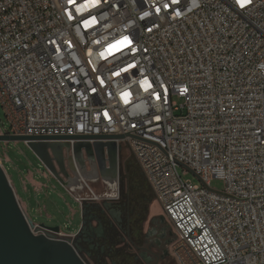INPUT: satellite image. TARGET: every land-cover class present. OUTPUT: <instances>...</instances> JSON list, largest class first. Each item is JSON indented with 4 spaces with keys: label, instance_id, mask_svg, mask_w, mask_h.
I'll use <instances>...</instances> for the list:
<instances>
[{
    "label": "built area",
    "instance_id": "2783aa9c",
    "mask_svg": "<svg viewBox=\"0 0 264 264\" xmlns=\"http://www.w3.org/2000/svg\"><path fill=\"white\" fill-rule=\"evenodd\" d=\"M0 101V136H124L177 264H264V0H0Z\"/></svg>",
    "mask_w": 264,
    "mask_h": 264
},
{
    "label": "rangeland",
    "instance_id": "374dc122",
    "mask_svg": "<svg viewBox=\"0 0 264 264\" xmlns=\"http://www.w3.org/2000/svg\"><path fill=\"white\" fill-rule=\"evenodd\" d=\"M0 127L6 131L10 127L6 109L1 101ZM60 158L63 159V164L60 166L56 164L55 160V166L59 173L58 178L48 171L41 160L24 142L0 143V163L15 189L24 213L27 218L34 223L36 228L35 232L37 234H41L39 232L43 231L42 226L47 228H59L65 235H72L78 231L82 219V213L77 217L72 214L73 211H78L79 206L74 202V199L70 194L74 197L84 199H92L94 198L93 195L98 198V200H87L83 203L82 206L85 209V214L88 213L87 206H104L106 203L114 202L109 201L108 196L116 195L119 196V200L122 203L127 204L128 209L133 210L134 216H132V220L140 226L138 230L140 231V235L133 241L144 244L145 236L149 235L150 232L153 233L150 236V243L153 252L158 253L159 257H156L155 260L152 259L148 264H175L172 259L173 255L169 254V248L175 243L174 235L170 225L167 222L162 223L161 221V218L165 216V212L160 201L155 197L149 198L147 195H141L140 192L136 191L132 192L133 198L129 199L126 194V188L123 189V183H125L124 186L126 187V183L128 184L131 180L132 185L135 184L137 188L140 186L142 187L140 180L133 173V170L128 173L127 161L131 160L136 166L139 167V165L127 145L122 146L119 155V172L116 184H111L109 181L105 180L104 177L99 176L98 173V176H90L92 177V180L82 182L80 185L71 188L68 184L70 183V179L76 175V173L70 168L71 162L74 159L73 155L67 150V148H63L62 156ZM76 163L80 170H84L86 173H91L94 167L98 169L97 165H94L86 157H84L81 162L76 160ZM62 168L63 172L61 171ZM178 171L185 181L191 182L197 186H203L200 178L193 172L186 170L183 166H179ZM33 179L39 184L45 186V189L43 190V187H39L36 192L30 190L29 194L33 199L29 203L27 197L22 191V184L29 187V181ZM148 186L153 193L149 183ZM211 187L216 191H224L226 184L223 180L214 179L211 182ZM70 188L74 190L72 193ZM66 192H68L69 195ZM141 220L143 221L142 234ZM163 230H166V234L168 235L164 240L160 235ZM51 236L55 237L53 239L57 238L54 235V232ZM129 241L130 239L128 240L127 238L124 245H128Z\"/></svg>",
    "mask_w": 264,
    "mask_h": 264
},
{
    "label": "water",
    "instance_id": "95a60500",
    "mask_svg": "<svg viewBox=\"0 0 264 264\" xmlns=\"http://www.w3.org/2000/svg\"><path fill=\"white\" fill-rule=\"evenodd\" d=\"M123 139L124 136L28 137L6 134L0 136V143L24 142L58 178L55 160H60L61 151L67 148L80 162L84 157L94 165L96 162L102 177L117 180L122 150L117 141ZM161 220L166 221V218L163 216ZM42 228L43 231L60 233L59 228ZM35 230L0 163V264H88L81 255L79 238L56 240L50 235L36 234Z\"/></svg>",
    "mask_w": 264,
    "mask_h": 264
},
{
    "label": "flooded vegetation",
    "instance_id": "af4514ba",
    "mask_svg": "<svg viewBox=\"0 0 264 264\" xmlns=\"http://www.w3.org/2000/svg\"><path fill=\"white\" fill-rule=\"evenodd\" d=\"M62 152V151H61ZM58 156L60 155L57 152ZM56 164L59 166L63 164V159L56 161ZM97 165V163L95 162ZM98 167V166H97ZM63 172V168L61 170ZM100 173V172H99ZM101 176V174L99 175ZM106 180L110 179V176L104 177ZM110 201V200H109ZM99 205L96 206H87V222L90 224L92 219H95L98 222L97 228L89 232L90 242L92 243V248L95 250H100V254L105 259V264H127L134 263V259L143 258L147 263L151 262V256L148 252L151 253L152 245L151 234L145 236V244L148 246V252L143 253L141 257H135L131 255V251L125 248L127 238L128 240L132 238L136 239L140 235L139 224L134 223L132 216L134 212L131 209L127 208L126 203H122L120 200L118 202H110L104 204V210L101 209ZM93 211H96L94 215ZM138 228V229H137ZM143 226L141 227L142 230ZM166 231V230H165ZM143 233V231H141ZM41 234L52 235L53 232L49 231H40ZM52 237V236H51ZM83 244L79 243L78 246ZM134 247V246H133ZM85 253V251L83 250Z\"/></svg>",
    "mask_w": 264,
    "mask_h": 264
},
{
    "label": "crops",
    "instance_id": "0c3cea01",
    "mask_svg": "<svg viewBox=\"0 0 264 264\" xmlns=\"http://www.w3.org/2000/svg\"><path fill=\"white\" fill-rule=\"evenodd\" d=\"M39 187H43V190L45 189V186H43L42 184H39L35 179L29 181V187H26V186H24L22 184V191L24 192L25 196L27 197L29 203L33 199L32 196H30V194H29L30 193V190H32L33 192H36L39 189ZM66 193L69 195L68 192H66ZM70 196L74 199V202H76L77 205L79 206L78 211H73L72 214L75 217H77L78 215H80V213H82V219H81V222L79 224L78 231L75 234H72V235L69 234L68 236L70 238H72V237L79 238L78 239V244L81 243V244H83L84 246H86L90 250V252H85V253L82 252L81 253V255L83 256V258L86 260V262L88 264H105L106 263L104 261L105 259L100 254V250H97V248L94 250L91 247L92 246V243L90 242V238H89V232L92 231V230H94L95 228H97L98 222L95 219H92L91 220V223L89 224L86 221L87 220V214H85L84 207L75 200V198H74L73 195L70 194ZM93 206H96V205H93ZM26 207H27V205H26ZM100 207L103 210L105 209L104 206H100ZM95 213H97V212L96 211H93L92 214L94 215ZM161 221H162V223L167 222V221H163V220H161ZM166 233L167 232L165 230H163L160 233L161 238L163 240L168 237V235ZM173 235H174V233H173ZM174 240H175V236H174ZM127 249H129L131 251V255L133 256V258L138 257V256L141 257L143 255L144 251L145 252H148V250H149L148 249V246L145 243L144 244L142 243V244H140L138 246H134V247H132V246L129 245L127 247ZM169 249H170L169 250V254H172L171 248H169ZM135 251H137L138 253L135 252ZM148 254H149V256H151V260L152 259L155 260L156 257L157 258L159 257L158 253H154L153 250L151 251V253L148 252ZM172 259H173L174 263L177 264L176 261H175V259H174V257H172ZM148 263L143 258L142 259L139 258L137 260L134 259V263H132V264H148Z\"/></svg>",
    "mask_w": 264,
    "mask_h": 264
},
{
    "label": "trees",
    "instance_id": "16d2710c",
    "mask_svg": "<svg viewBox=\"0 0 264 264\" xmlns=\"http://www.w3.org/2000/svg\"><path fill=\"white\" fill-rule=\"evenodd\" d=\"M127 169H128V173H129V171H132V170H133V173H134V174L136 175V177L140 180L141 185H142V187L140 186L139 188H137V186H136L135 184L132 185V180H131L130 182H128V184L126 183V187L124 186L125 183H123V189L126 188L125 190H126V194L128 195V198H129V199H130V198H133V197H132V196H133V193H132V192H135V191H136V192H140L141 195H142V194L145 195V196L147 195L149 198L155 197V196L153 195V193L151 192L149 186H148V182H147L145 176L143 175V172L141 171V169H140L138 166H136V165L134 164L133 161H131V160L127 161ZM129 177H130V175H129ZM130 178H131V177H130ZM125 190H124V191H125ZM122 199H123V198H122ZM141 221H142V220H141ZM142 226H143V221H142ZM141 231H142V230H141ZM141 234H142V232H141ZM140 244H142V243L135 242V241H133L132 238H130L129 244L126 245L125 248H127L129 245L133 247V246H138V245H140ZM79 248H80V250H81V253L83 252V250H84L85 252H90V250H89L86 246H84V245L79 246ZM127 264H129V263H127Z\"/></svg>",
    "mask_w": 264,
    "mask_h": 264
},
{
    "label": "bare ground",
    "instance_id": "6f19581e",
    "mask_svg": "<svg viewBox=\"0 0 264 264\" xmlns=\"http://www.w3.org/2000/svg\"><path fill=\"white\" fill-rule=\"evenodd\" d=\"M70 168L76 173L75 177L71 178L70 179V183L68 184V186L71 187V188L74 187V186L80 185V183H82V182L92 180V177H90V176L97 175L100 172V171H98L99 169H97L95 167H94V169H93V171L91 173H86L84 170H80V168L77 166L76 159L72 160ZM99 175H100V173H99Z\"/></svg>",
    "mask_w": 264,
    "mask_h": 264
},
{
    "label": "snow or ice",
    "instance_id": "6c2138e0",
    "mask_svg": "<svg viewBox=\"0 0 264 264\" xmlns=\"http://www.w3.org/2000/svg\"><path fill=\"white\" fill-rule=\"evenodd\" d=\"M69 3H73V0H68ZM173 3H176L177 0H172ZM238 2H241L242 3V6H243V3H244V0H238ZM248 2H250V0H248ZM85 3H90L92 4L93 6H96V5H99L100 3V0H85ZM77 11H79V9H77ZM159 11V9H157V12ZM69 18H71V14L69 13ZM91 20L94 22L95 21V17H91ZM84 24L85 26L88 25V21H84ZM132 41L129 39V37L125 36L123 37L122 40L120 41H117L116 44L114 45H109V48L110 49H116V50H119L117 46H124V47H127L128 45H131ZM133 51H135V49H133ZM117 75L119 73H116ZM102 82V81H101ZM157 98H159V96H157Z\"/></svg>",
    "mask_w": 264,
    "mask_h": 264
}]
</instances>
